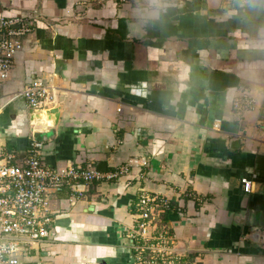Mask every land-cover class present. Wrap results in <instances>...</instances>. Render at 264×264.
I'll return each mask as SVG.
<instances>
[{"label":"crops","instance_id":"0c3cea01","mask_svg":"<svg viewBox=\"0 0 264 264\" xmlns=\"http://www.w3.org/2000/svg\"><path fill=\"white\" fill-rule=\"evenodd\" d=\"M0 6L33 16L0 87V165L23 164L35 141L52 168L118 174L52 194L51 234L21 264H137L143 195L169 201L181 264H264V0ZM34 80L58 113L32 116L21 92ZM243 91L255 106L241 121Z\"/></svg>","mask_w":264,"mask_h":264},{"label":"built area","instance_id":"2783aa9c","mask_svg":"<svg viewBox=\"0 0 264 264\" xmlns=\"http://www.w3.org/2000/svg\"><path fill=\"white\" fill-rule=\"evenodd\" d=\"M125 2L126 0H121ZM244 5L248 0H232ZM33 16L7 18L0 6V87L9 79L16 55L23 49L20 37L32 31ZM21 96L33 109H41L52 100L50 88L42 80L32 81ZM255 100L248 92L238 95L233 108L239 120L252 111ZM218 128V123L214 125ZM42 144L33 142L23 164L0 165V264H21V257L51 234L54 221L51 195L83 182L91 184L105 177H117L92 166L71 165L60 171L45 164ZM3 157L0 153V159ZM121 169L119 174H124ZM245 192L251 183L243 180ZM170 204L167 199L143 195L138 204V219L131 233L137 264H181L174 254V237L162 215Z\"/></svg>","mask_w":264,"mask_h":264},{"label":"water","instance_id":"95a60500","mask_svg":"<svg viewBox=\"0 0 264 264\" xmlns=\"http://www.w3.org/2000/svg\"><path fill=\"white\" fill-rule=\"evenodd\" d=\"M58 109H53V110H42V109H32V116H37V117H40V118H46L48 117L50 114L53 115L55 113H58L57 112Z\"/></svg>","mask_w":264,"mask_h":264}]
</instances>
